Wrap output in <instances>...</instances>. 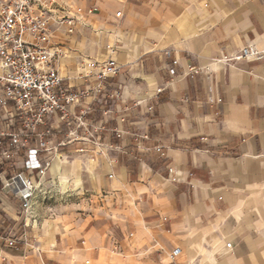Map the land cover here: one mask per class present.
<instances>
[{
    "label": "crops",
    "instance_id": "crops-1",
    "mask_svg": "<svg viewBox=\"0 0 264 264\" xmlns=\"http://www.w3.org/2000/svg\"><path fill=\"white\" fill-rule=\"evenodd\" d=\"M80 7L75 32L53 36L64 82L90 88L84 61L122 68L73 107L101 126L100 141L60 146L39 187L77 190L83 207L33 220L0 193V232L17 239L0 264H264V59L220 61L264 50V0Z\"/></svg>",
    "mask_w": 264,
    "mask_h": 264
},
{
    "label": "built area",
    "instance_id": "built-area-1",
    "mask_svg": "<svg viewBox=\"0 0 264 264\" xmlns=\"http://www.w3.org/2000/svg\"><path fill=\"white\" fill-rule=\"evenodd\" d=\"M81 1L0 0V193L16 198L26 215L33 212L39 186L59 147L72 142L100 141L101 126L89 122L85 111L75 114L73 107L90 93H105L108 78L122 68L114 58L84 61L83 76L94 78L90 88L74 90L64 82L59 71L64 51L53 36L62 28L75 32L82 19ZM240 58L264 59V50L246 45L220 61ZM189 72L200 74L202 68L192 65ZM170 73L175 74V69ZM120 95L117 90L111 98ZM62 126L67 127L66 137L56 144ZM122 133L118 131V136ZM22 151L25 160L20 169L17 158ZM169 171L173 173L172 179L178 180L174 168L169 167ZM16 242L5 231L0 232V249ZM231 246L227 243L228 248Z\"/></svg>",
    "mask_w": 264,
    "mask_h": 264
},
{
    "label": "rangeland",
    "instance_id": "rangeland-1",
    "mask_svg": "<svg viewBox=\"0 0 264 264\" xmlns=\"http://www.w3.org/2000/svg\"><path fill=\"white\" fill-rule=\"evenodd\" d=\"M36 179L37 175L34 176V180ZM81 195L77 190L63 192L59 182L44 183L38 190L36 204L30 215L33 220L56 219L63 211L62 208L65 209V212L70 209L79 210L81 209L79 207H83L80 206V203L84 200Z\"/></svg>",
    "mask_w": 264,
    "mask_h": 264
}]
</instances>
